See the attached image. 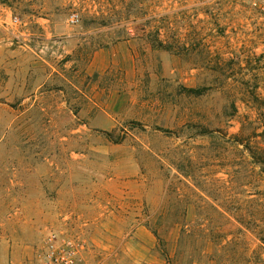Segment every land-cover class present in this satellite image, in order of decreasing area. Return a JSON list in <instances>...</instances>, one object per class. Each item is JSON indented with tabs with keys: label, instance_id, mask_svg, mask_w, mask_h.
Segmentation results:
<instances>
[{
	"label": "rangeland",
	"instance_id": "rangeland-1",
	"mask_svg": "<svg viewBox=\"0 0 264 264\" xmlns=\"http://www.w3.org/2000/svg\"><path fill=\"white\" fill-rule=\"evenodd\" d=\"M0 8L23 20L0 37V264H43L53 235L91 264H264V18L251 5Z\"/></svg>",
	"mask_w": 264,
	"mask_h": 264
},
{
	"label": "built area",
	"instance_id": "built-area-1",
	"mask_svg": "<svg viewBox=\"0 0 264 264\" xmlns=\"http://www.w3.org/2000/svg\"><path fill=\"white\" fill-rule=\"evenodd\" d=\"M264 18V0H244ZM78 19L75 15L72 22ZM23 20L11 9L0 8V37L5 35L9 40L15 41L22 35ZM43 264H91L82 258L79 246L73 239H60L51 236L45 244L41 254Z\"/></svg>",
	"mask_w": 264,
	"mask_h": 264
},
{
	"label": "trees",
	"instance_id": "trees-1",
	"mask_svg": "<svg viewBox=\"0 0 264 264\" xmlns=\"http://www.w3.org/2000/svg\"><path fill=\"white\" fill-rule=\"evenodd\" d=\"M191 92H197L195 89H190Z\"/></svg>",
	"mask_w": 264,
	"mask_h": 264
}]
</instances>
